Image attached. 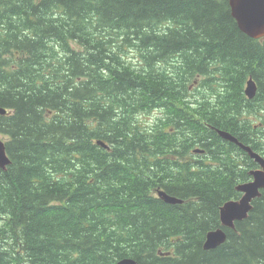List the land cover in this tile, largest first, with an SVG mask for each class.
<instances>
[{
  "label": "trees",
  "instance_id": "trees-1",
  "mask_svg": "<svg viewBox=\"0 0 264 264\" xmlns=\"http://www.w3.org/2000/svg\"><path fill=\"white\" fill-rule=\"evenodd\" d=\"M262 105L229 0H0V264H264V190L204 249L258 168L218 131L264 157Z\"/></svg>",
  "mask_w": 264,
  "mask_h": 264
},
{
  "label": "water",
  "instance_id": "water-1",
  "mask_svg": "<svg viewBox=\"0 0 264 264\" xmlns=\"http://www.w3.org/2000/svg\"><path fill=\"white\" fill-rule=\"evenodd\" d=\"M231 15L235 19L238 28L248 37L260 39L264 38V0H229ZM246 94L250 99L256 96V85L253 79L248 82ZM0 113L4 111L0 110ZM227 139L237 142V140L225 135ZM10 164L7 155L6 145L0 141V166L5 169ZM253 173L257 179L251 184L240 187L245 194L239 201H229L221 211V219L224 225L234 227L235 220H243L248 217V212L252 210L250 202L255 199L259 193V188H264V173ZM167 202L176 203L177 200L164 195ZM225 234L222 231L211 232L208 234L205 243V249H213L219 246L225 240ZM119 264H138L132 259H124Z\"/></svg>",
  "mask_w": 264,
  "mask_h": 264
},
{
  "label": "bare ground",
  "instance_id": "bare-ground-1",
  "mask_svg": "<svg viewBox=\"0 0 264 264\" xmlns=\"http://www.w3.org/2000/svg\"><path fill=\"white\" fill-rule=\"evenodd\" d=\"M255 39V38H254ZM260 39H263V38H260ZM259 39V40H260ZM250 80H252L253 81V77H250L248 80H247V82H246V84H245V94H246V90H247V88H248V82L250 81ZM255 81V85H256V94L258 93V90H259V85H258V83L256 82V80H254ZM246 96L248 97V98H250L247 94H246ZM2 111H4V113H0V114H6L7 113V111L4 109V110H2ZM218 133L223 137V138H226L225 137V135H230V136H232L230 133H228V132H224V131H221V130H219L218 131ZM232 137H234V136H232ZM236 140H237V138L236 137H234ZM4 140V139H3ZM2 140V138H0V141H2V142H4L5 143V140L3 141ZM228 140H230V139H228ZM231 142H234V143H236V144H238L241 148H243L244 149V151L248 154V156L258 165V168H256V169H253V170H251L250 171V175H251V177H252V180L251 181H249V182H247V183H244V184H239L238 186H237V191H239V192H241L242 193V196L243 195H245L241 190H240V187H242V186H244V185H247V184H251V183H253V182H255V180L257 179V177H255V175H253V173L255 172V173H257V174H263L264 173V157L260 154V153H258V152H256L255 150H253L250 146H247V145H245V144H242V143H239V141L237 140V142H235V141H233V140H230ZM197 151V150H196ZM8 155V154H7ZM8 158H9V156H8ZM9 160H10V164L12 163V161H11V159L9 158ZM9 164V165H10ZM8 165V166H9ZM7 166V167H8ZM7 167L5 168V169H3L1 166H0V168L1 169H3V170H7ZM256 174V175H257ZM262 190H264V188H259V190H258V193H259V195L255 198V199H253L251 202H250V204H251V206H252V210H253V208H254V202H255V200L256 199H258V198H260L261 196H262ZM164 195L165 196H168V197H170L168 194H166V193H164L163 195H160V197H162L163 199H164ZM170 198H173V199H176L177 200V202L176 203H171V202H168V203H170V204H181V203H183V201L182 200H180L179 198H176V197H170ZM165 200V199H164ZM165 202H167L166 200H165ZM229 202V201H228ZM228 202H226L223 206H221V208H220V222H221V228H218V229H215V230H212V231H210V232H208L207 233V235H206V240H205V243H206V241H207V238H208V234L209 233H211V232H216V231H222L224 234H225V240L219 245V246H217L216 248H213V249H205V244H204V249L205 250H207V251H209V250H215V249H217L218 247H220V246H222L223 244H225L226 243V241L228 240V233H227V231H226V228H229V229H235L236 228V224H237V222H239V221H243V220H245V219H247L248 217H249V215H250V213H251V211H249L248 212V217L247 218H245V219H243V220H235L234 221V227H229V226H226V225H224L223 224V222H222V219H221V211H222V208H224L225 207V205L228 203ZM126 259H131V258H126ZM124 260V259H123ZM132 260H134V259H132ZM122 260H120L119 262H118V264L121 262ZM134 261H136V260H134ZM137 262V261H136ZM138 263V262H137ZM139 264V263H138Z\"/></svg>",
  "mask_w": 264,
  "mask_h": 264
},
{
  "label": "rangeland",
  "instance_id": "rangeland-1",
  "mask_svg": "<svg viewBox=\"0 0 264 264\" xmlns=\"http://www.w3.org/2000/svg\"><path fill=\"white\" fill-rule=\"evenodd\" d=\"M134 51V49H130L129 51H128V56H134V53L132 54V52ZM176 63H177V61H176ZM260 110H259V112H257L258 113V115H261V113H262V109H264V105H262L260 108H259ZM264 113V112H263ZM249 117L250 118H252L253 119V112H251V113H249ZM254 120H256V119H254ZM165 124H167L168 126H169V121H166L165 122ZM164 126V125H163ZM227 139V138H226ZM3 140V139H2ZM4 141V140H3ZM72 171L74 172V171H76V169L74 168V167H72ZM229 201V200H228ZM228 201H226V202H228Z\"/></svg>",
  "mask_w": 264,
  "mask_h": 264
}]
</instances>
